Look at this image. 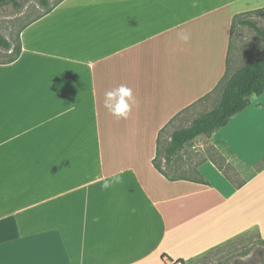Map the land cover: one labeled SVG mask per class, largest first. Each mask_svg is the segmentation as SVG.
I'll use <instances>...</instances> for the list:
<instances>
[{
  "label": "crops",
  "instance_id": "obj_1",
  "mask_svg": "<svg viewBox=\"0 0 264 264\" xmlns=\"http://www.w3.org/2000/svg\"><path fill=\"white\" fill-rule=\"evenodd\" d=\"M263 7L62 0L24 25L19 58L0 63V264H192L249 231L264 240V94L207 138L241 185L210 159L197 168L209 184L153 163L163 128L225 75L234 16ZM121 84L127 119L104 107Z\"/></svg>",
  "mask_w": 264,
  "mask_h": 264
},
{
  "label": "trees",
  "instance_id": "obj_2",
  "mask_svg": "<svg viewBox=\"0 0 264 264\" xmlns=\"http://www.w3.org/2000/svg\"><path fill=\"white\" fill-rule=\"evenodd\" d=\"M61 1L62 0H58L56 3L50 4L49 0H40L41 5L46 7V9L42 14L34 18V20L50 12L53 7ZM8 4H13V6L17 8L22 7V3L19 2V0H0V8ZM263 10L264 7L242 12L234 16L231 29L230 50L232 46L233 33L237 25L249 26L258 34V36L262 38L264 43V26L260 25L258 20L251 17L253 13H258ZM0 48L2 51H0V53L4 56V59L0 60V63H11L18 59L22 50L20 32L18 34L17 42L13 43L0 31ZM230 50L227 71L215 90L198 100L186 110L182 111L179 115L218 91L219 98L214 103L212 109L196 116L189 126L173 130L170 134V139L165 145L164 154L162 153V134L178 116H175V118H173V120H171V122L163 128V132H161V136H159L157 156L154 158L153 163L155 167L170 180L194 179L195 181L209 184L201 177L200 174V177L194 178L186 175L174 174L172 166L176 160L175 158L180 155L188 143L201 136L210 138L216 131L227 125L232 117L246 109L251 104L254 96H261L264 94V51L262 54L249 60L246 64L240 66L233 73H231ZM209 147L210 154L204 159V161L208 159L212 160L228 179L233 182L238 181L240 182L239 185H241L244 181H241V179L239 180L240 176L237 169L215 146L210 144ZM162 155L166 162V169H164L158 162V159ZM257 164L258 168H263L264 157ZM197 173L199 172L197 171ZM262 241L264 242V240ZM181 264L186 263L182 261Z\"/></svg>",
  "mask_w": 264,
  "mask_h": 264
},
{
  "label": "rangeland",
  "instance_id": "obj_3",
  "mask_svg": "<svg viewBox=\"0 0 264 264\" xmlns=\"http://www.w3.org/2000/svg\"><path fill=\"white\" fill-rule=\"evenodd\" d=\"M50 4L58 0H49ZM21 8L8 4L0 8V31L13 43L18 40L21 28L28 22L42 14L46 7L41 5L40 0H19ZM252 18L258 20L264 26V10L253 13ZM1 51V48H0ZM264 51L263 40L247 25H237L232 38L230 50V72L233 73L249 60L259 56ZM2 52V51H1ZM4 59L0 53V60ZM219 98V92L199 102L189 110L179 115L162 134V153L173 130L189 126L192 120L212 109ZM207 137L201 136L188 143L173 163V173L188 177H200L197 166L209 156L210 147ZM158 162L166 169L163 155ZM192 264H264V242L255 230L237 236L217 248L197 258Z\"/></svg>",
  "mask_w": 264,
  "mask_h": 264
},
{
  "label": "clouds",
  "instance_id": "obj_4",
  "mask_svg": "<svg viewBox=\"0 0 264 264\" xmlns=\"http://www.w3.org/2000/svg\"><path fill=\"white\" fill-rule=\"evenodd\" d=\"M181 41L187 42L190 35L186 32L177 34ZM136 103L133 90L127 85L121 84L118 88L106 91L104 94V107L117 118L127 119L133 105ZM255 133L258 139L264 138V110H259L254 114ZM121 174H114L109 180L102 184L103 189H108L115 184L122 183Z\"/></svg>",
  "mask_w": 264,
  "mask_h": 264
}]
</instances>
